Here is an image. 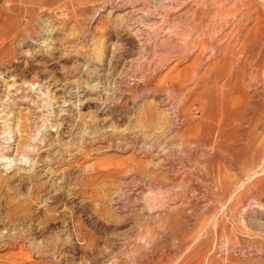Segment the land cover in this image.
<instances>
[{"label":"rangeland","instance_id":"374dc122","mask_svg":"<svg viewBox=\"0 0 264 264\" xmlns=\"http://www.w3.org/2000/svg\"><path fill=\"white\" fill-rule=\"evenodd\" d=\"M0 264H264V0H0Z\"/></svg>","mask_w":264,"mask_h":264},{"label":"bare ground","instance_id":"6f19581e","mask_svg":"<svg viewBox=\"0 0 264 264\" xmlns=\"http://www.w3.org/2000/svg\"><path fill=\"white\" fill-rule=\"evenodd\" d=\"M44 88H43V86L42 87H39V89H38V91H40V94L41 93H43L45 90H43ZM42 140H44V137L42 138V136H41V138H38V141L40 142V141H42ZM33 160H31V164H29V166L31 167V165L33 164ZM18 168H20V169H25L26 167L25 166H18ZM19 169V170H20ZM31 168H29L28 170H30ZM26 171V170H25Z\"/></svg>","mask_w":264,"mask_h":264}]
</instances>
